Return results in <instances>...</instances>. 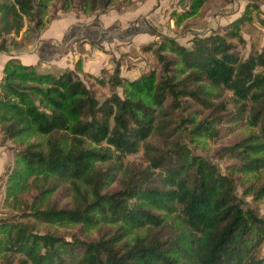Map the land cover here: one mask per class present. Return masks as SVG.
<instances>
[{
  "label": "trees",
  "instance_id": "obj_1",
  "mask_svg": "<svg viewBox=\"0 0 264 264\" xmlns=\"http://www.w3.org/2000/svg\"><path fill=\"white\" fill-rule=\"evenodd\" d=\"M80 2L97 10L113 0ZM32 4L0 0V34L17 35L24 17L33 15ZM238 23L195 36L189 46L165 38L157 51L161 70L127 81L116 68L109 83L124 85V94L113 91L102 101L74 70L39 73L7 60L0 128L21 143L39 137L16 148L9 188H34L29 208L37 220L106 230L92 240H67L2 220L0 264H264L258 255L264 219L236 193L235 175L264 171V49L243 58L232 41L244 42ZM187 103L206 115L196 120ZM245 120L257 133L224 147L235 159L226 173L193 153L182 136L184 129L217 137ZM140 149L144 167L125 162ZM218 152L222 157V147ZM113 171L121 174L111 188ZM50 179L68 180L70 205L43 202L54 187L45 186ZM255 192L264 194V182Z\"/></svg>",
  "mask_w": 264,
  "mask_h": 264
},
{
  "label": "rangeland",
  "instance_id": "obj_2",
  "mask_svg": "<svg viewBox=\"0 0 264 264\" xmlns=\"http://www.w3.org/2000/svg\"><path fill=\"white\" fill-rule=\"evenodd\" d=\"M43 4L46 9H39ZM32 5L33 15L24 17L23 28L17 35L0 34V80L8 59L15 58L21 62L18 59L20 55H29L35 49V42L39 41L40 36L53 31L58 21H64L68 28L65 41L71 43L73 40L67 39L70 38V32L75 31L72 36L76 46H72V54L67 55L66 50H63L62 54H58V57L61 56L60 63H52L47 57L45 62L39 61L30 65L39 73L54 75L74 70L85 84H94L99 101L109 97L113 91L123 96L124 85L113 87L109 83V78L115 74L116 68L119 77L127 81L135 80L153 69L159 72L161 65L157 51L165 38H173L179 44L189 46L195 36L230 27L239 20V33L244 42H238L237 39L232 41L236 43L242 57L246 58L250 52L264 49V26L260 23V19H264V0H113L108 7L97 10H90V7L80 0H33ZM86 27L92 29L87 35L84 30ZM84 43H89L90 46H85ZM28 47H32L31 50H28ZM163 53L168 56L171 54L167 50ZM89 60L91 61L88 62ZM87 74L100 77L105 81L104 84L96 82L86 76ZM129 93L136 96L131 90ZM142 95L144 99H148L146 94ZM225 97L231 110V92H226ZM193 105L187 103L185 107L190 114L195 111L193 117L196 120L206 115V111ZM179 111L184 114L182 110ZM252 133H257V129L246 120L241 124H229L219 131L217 137L194 136L188 130H182L184 142L191 151L216 163L223 173L228 172L229 165L235 161L228 155L227 150L224 152V147ZM23 139L22 143L10 139L0 128V221L27 223L35 233L53 234L67 240L74 237L86 240L98 238L106 230L105 226L92 228L80 224L60 225L35 219L29 208L34 201L33 196L36 195L34 188L22 191L16 186L9 188L14 183V180L10 179V173L16 168V148H23V143L38 140L39 137L29 135ZM221 147L222 157L218 152ZM142 153L140 149L138 153L128 156L125 162L138 163L144 167L146 162ZM113 173L110 178L111 188L117 186L121 174L117 171ZM235 175L238 177L236 193L244 200L246 206L255 209L264 219V194L255 192L264 182V171ZM53 185L51 192L44 195L43 202L59 207L70 205L73 191L68 180L56 181L55 184V181L50 179L45 184L46 187ZM10 193L12 195L9 196ZM169 218L166 216V219ZM258 255H264V240L260 244Z\"/></svg>",
  "mask_w": 264,
  "mask_h": 264
},
{
  "label": "crops",
  "instance_id": "obj_3",
  "mask_svg": "<svg viewBox=\"0 0 264 264\" xmlns=\"http://www.w3.org/2000/svg\"><path fill=\"white\" fill-rule=\"evenodd\" d=\"M56 28L52 31H48L46 33H44L42 36H40L39 41L35 42V49L27 56L22 57L21 55L18 57V59L21 60V62L26 63V64H34L36 62L39 61H44L45 59L51 61L52 63H57V62H61L60 57H58V54H62L63 50H66L65 54H72V46H76V42L75 39H73V36L75 34V31H71L70 32V38H68L67 40H73L70 42L65 41L66 40V35H67V23L62 21L61 22H57L56 23ZM85 28V27H84ZM87 29L85 32V35L89 34L91 32L92 29H89L90 27H86ZM80 31V30H79ZM84 39V38H83ZM80 42V41H79ZM72 44V45H71ZM85 46H90L89 43H84ZM37 47V49H36ZM32 47H28V50H31ZM71 49V50H70ZM57 61V62H55ZM91 60H89L88 62H90ZM95 61H99V60H95ZM94 61V62H95ZM1 60H0V68H2L1 65ZM4 64V63H3ZM67 64V62L65 63ZM90 66V65H89ZM96 66V65H95Z\"/></svg>",
  "mask_w": 264,
  "mask_h": 264
}]
</instances>
